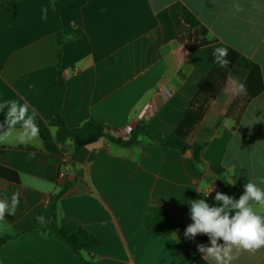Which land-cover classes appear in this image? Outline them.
<instances>
[{"label":"crops","instance_id":"1","mask_svg":"<svg viewBox=\"0 0 264 264\" xmlns=\"http://www.w3.org/2000/svg\"><path fill=\"white\" fill-rule=\"evenodd\" d=\"M7 1L0 0V104H27L40 124H46L60 97L53 9L70 34L60 62L66 83L61 113L69 128L93 118L115 135L143 122L155 143H165L212 69L210 48L231 47L251 59L264 86V0H16L3 5ZM177 2L207 28L215 39L211 45L188 51L179 41L189 26L178 15ZM234 2L243 11L237 12ZM233 91L227 81L220 96L228 100ZM6 109H0V165L16 171L20 182L0 177V193H19L24 208L0 220V238L12 237L0 246V264H85L67 243L31 228L51 219L52 200L68 180L70 189L57 201L58 222L80 225L102 240L82 251L94 264H189L173 236L145 225L150 208L171 209L189 226L191 200L215 206L216 192L239 198L201 175L178 150L156 144L125 147L101 138L83 147L72 163L71 142L64 156L46 151L39 134L21 142L25 130L3 124ZM203 161L224 168V178L242 191L248 180L264 188L259 183L264 179V89L247 104L237 127L229 119L223 122ZM201 185L214 190L205 197L196 191ZM233 256L231 264H264V248Z\"/></svg>","mask_w":264,"mask_h":264},{"label":"trees","instance_id":"2","mask_svg":"<svg viewBox=\"0 0 264 264\" xmlns=\"http://www.w3.org/2000/svg\"><path fill=\"white\" fill-rule=\"evenodd\" d=\"M14 1L16 0H9L3 5H9ZM175 7L178 15L189 26V31L179 38V41L185 44L188 51L211 45L215 41V39L209 36V31L198 17L185 5L177 2ZM53 14L56 20L55 37L58 46L55 83L59 88L60 97L58 104L50 113L46 124H40L36 119L34 120L38 127V134L43 148L46 151L64 156L71 149L68 144L71 142L73 149L71 162L73 163L83 147L101 138H108L110 141L125 147H132L141 143L156 144L163 149L178 150L184 156L189 152L190 157L188 159L193 162L201 175L206 173L210 180L217 181L220 186L237 196L243 193L241 189L224 178V168L206 166L203 161V154L210 139L222 129L223 122L229 119L232 121L233 127H237L247 104L263 91L261 69L255 62L233 48L226 47L228 50L226 59L230 63L226 68H221L214 62L213 51L215 48H210L209 61L212 64V69L193 97L189 108L185 111L180 122L168 140L163 144L154 142L143 122L136 124L128 137L107 133L102 124L93 118L86 120L78 126L69 128L61 113L66 83L60 62L62 45L69 39L70 34L64 28L59 13L53 9ZM227 81H231L234 84V91L231 98L225 100L220 96V92ZM240 85L244 86V93L237 91ZM239 95H242L241 99L238 97ZM6 112L7 109L2 112L5 128H22L21 124H17L13 128L7 127L4 123ZM28 114H32L30 108ZM51 128L55 129L54 133ZM210 175L213 176L212 179ZM0 177L17 183L20 182L19 174L16 171L1 165ZM71 185V180L66 181L55 194L52 200L51 219L34 225L31 228H38L49 236L59 238L67 243L85 264H94L93 260L87 261L82 257V251L88 247L100 245L102 240L80 225L61 226L58 222L57 201L67 193ZM0 195L4 199L7 198L9 203L11 202L12 194L1 192ZM17 207L19 209L24 208L20 197ZM144 223L160 232L173 236L189 264H209L202 259V254L197 250V245L209 244L208 236L198 234L194 240L187 239L184 236L187 226L184 223V218L177 212L161 205H154L145 215ZM11 238V236L0 238V246Z\"/></svg>","mask_w":264,"mask_h":264},{"label":"clouds","instance_id":"3","mask_svg":"<svg viewBox=\"0 0 264 264\" xmlns=\"http://www.w3.org/2000/svg\"><path fill=\"white\" fill-rule=\"evenodd\" d=\"M237 12L243 11L239 2H234ZM226 47H217L213 51L214 62L221 68H226L230 61L226 59ZM244 93L243 85L237 89ZM7 108L5 125L9 128L21 124L25 130L20 136L21 142L25 137H34L38 134V127L34 122L35 111L29 115V105H18L16 101L0 104V109ZM4 137L0 136V140ZM233 181V180H232ZM233 181L231 184H234ZM264 184V179L260 180ZM214 189L201 185L196 191L203 196H208ZM216 205H210L205 199L191 200L190 216L193 221L186 227L184 236L194 240L198 234L207 235L209 244L197 245V250L202 254V259L210 264H231L234 252L247 251L255 253L264 248V188L256 182L248 180L243 193L238 199L221 192H216ZM19 204V193H13L11 202L5 198L0 200V220L5 214H14ZM258 206V209L257 207ZM42 220V217H38ZM222 241V243H220Z\"/></svg>","mask_w":264,"mask_h":264},{"label":"built area","instance_id":"4","mask_svg":"<svg viewBox=\"0 0 264 264\" xmlns=\"http://www.w3.org/2000/svg\"><path fill=\"white\" fill-rule=\"evenodd\" d=\"M150 108L152 110L153 106L150 105ZM146 115V114H145ZM136 126V124H134L133 126H130L129 128H126L124 130H121L119 132H114L116 136H122V137H126L130 134L131 130ZM70 158L66 157L65 161H69ZM65 176L64 173H60V178H63Z\"/></svg>","mask_w":264,"mask_h":264},{"label":"water","instance_id":"5","mask_svg":"<svg viewBox=\"0 0 264 264\" xmlns=\"http://www.w3.org/2000/svg\"><path fill=\"white\" fill-rule=\"evenodd\" d=\"M185 156H186V157H190V153H189V152H187Z\"/></svg>","mask_w":264,"mask_h":264}]
</instances>
